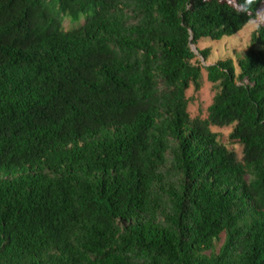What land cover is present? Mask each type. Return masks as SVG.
Returning a JSON list of instances; mask_svg holds the SVG:
<instances>
[{"label": "trees", "instance_id": "1", "mask_svg": "<svg viewBox=\"0 0 264 264\" xmlns=\"http://www.w3.org/2000/svg\"><path fill=\"white\" fill-rule=\"evenodd\" d=\"M263 2L0 0V264H264Z\"/></svg>", "mask_w": 264, "mask_h": 264}, {"label": "rangeland", "instance_id": "2", "mask_svg": "<svg viewBox=\"0 0 264 264\" xmlns=\"http://www.w3.org/2000/svg\"><path fill=\"white\" fill-rule=\"evenodd\" d=\"M264 21V2L259 8L256 14V18L250 20L247 25L235 36L226 37L221 41H211L209 39L200 40L196 46H191L192 51L196 55V61H199L203 66H209L215 64L218 60L231 58L236 60L237 56L242 55L250 44L251 33ZM210 48V57L204 62L198 51ZM203 83L198 92H195L192 88L185 92L186 98L190 99L188 104V112L192 118L201 117L205 119L207 117V108L212 102V98L215 91L212 84L206 80V73L202 71ZM214 133L219 135V138L227 143V138L232 130V126L225 128H211ZM230 150L236 152L237 156H241V148L238 145H228Z\"/></svg>", "mask_w": 264, "mask_h": 264}]
</instances>
